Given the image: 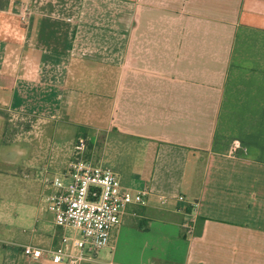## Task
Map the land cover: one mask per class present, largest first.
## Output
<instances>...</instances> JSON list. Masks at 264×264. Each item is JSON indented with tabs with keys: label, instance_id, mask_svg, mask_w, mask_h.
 I'll return each mask as SVG.
<instances>
[{
	"label": "crops",
	"instance_id": "0c3cea01",
	"mask_svg": "<svg viewBox=\"0 0 264 264\" xmlns=\"http://www.w3.org/2000/svg\"><path fill=\"white\" fill-rule=\"evenodd\" d=\"M0 111L34 120L21 144L0 122V179L71 139L44 164L61 174L81 135L123 187L149 189L83 264H264V0H0ZM33 209L0 214V264H56L21 252L63 233Z\"/></svg>",
	"mask_w": 264,
	"mask_h": 264
},
{
	"label": "built area",
	"instance_id": "2783aa9c",
	"mask_svg": "<svg viewBox=\"0 0 264 264\" xmlns=\"http://www.w3.org/2000/svg\"><path fill=\"white\" fill-rule=\"evenodd\" d=\"M26 15H21L25 21ZM65 171L50 180L52 191L47 210L63 230L58 242L49 247L24 244L21 252L30 258H46L56 264H83L111 242V233L131 204H144L150 194L147 186L131 190L121 185L118 175L88 156V141L76 137ZM161 203L168 201L158 196ZM185 201L183 195L175 197ZM196 216L190 214L183 224L187 235L195 229ZM66 231H70L69 234Z\"/></svg>",
	"mask_w": 264,
	"mask_h": 264
},
{
	"label": "rangeland",
	"instance_id": "374dc122",
	"mask_svg": "<svg viewBox=\"0 0 264 264\" xmlns=\"http://www.w3.org/2000/svg\"><path fill=\"white\" fill-rule=\"evenodd\" d=\"M0 122H2L3 133L2 140L3 142H13L14 144H21L25 138L32 137V133L29 131L33 130V118L28 115H16L9 114L8 112L0 111ZM66 139L62 141L64 144H59L57 146L50 145L49 143L44 145V153L46 154L44 159L40 160L35 167V173L29 172L28 177H25V172L23 170L14 167L17 169V172L14 178L11 177H1L0 179V214L2 219L7 223H18L24 221L23 219H32L34 209L37 205L42 207V214L47 218H53L51 212L47 210L48 202L46 200V192H44L45 185L51 180L54 174H57L53 169L44 167V164L47 163V156L53 151H56V148L63 147L70 150L71 139ZM61 143V142H60ZM19 146V145H17ZM8 151L7 147L0 148V163L3 159L4 153ZM42 154V155H43ZM89 155V154H88ZM93 159V158H91ZM94 160V159H93ZM28 161L27 154H24L19 161V164H24ZM18 164V165H19ZM24 173V174H23ZM29 186L30 190L24 192L23 188ZM5 187V188H4ZM21 197H25L26 200H23ZM30 222V220H29ZM27 235L30 233V225H26ZM67 234L70 231H66Z\"/></svg>",
	"mask_w": 264,
	"mask_h": 264
},
{
	"label": "trees",
	"instance_id": "16d2710c",
	"mask_svg": "<svg viewBox=\"0 0 264 264\" xmlns=\"http://www.w3.org/2000/svg\"><path fill=\"white\" fill-rule=\"evenodd\" d=\"M0 113H2V112H0ZM78 136H81V135H77V137H78Z\"/></svg>",
	"mask_w": 264,
	"mask_h": 264
}]
</instances>
